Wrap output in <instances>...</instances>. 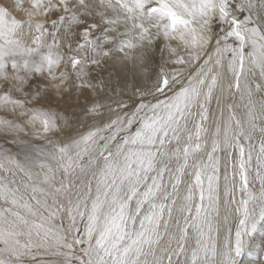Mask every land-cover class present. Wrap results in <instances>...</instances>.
I'll return each instance as SVG.
<instances>
[{
	"label": "snow or ice",
	"instance_id": "1",
	"mask_svg": "<svg viewBox=\"0 0 264 264\" xmlns=\"http://www.w3.org/2000/svg\"><path fill=\"white\" fill-rule=\"evenodd\" d=\"M0 264H264V0H0Z\"/></svg>",
	"mask_w": 264,
	"mask_h": 264
}]
</instances>
